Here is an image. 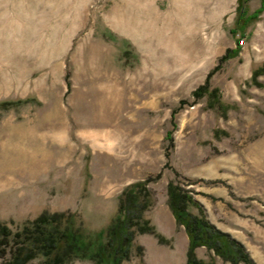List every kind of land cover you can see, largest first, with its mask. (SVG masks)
I'll return each mask as SVG.
<instances>
[{
	"label": "rangeland",
	"instance_id": "obj_1",
	"mask_svg": "<svg viewBox=\"0 0 264 264\" xmlns=\"http://www.w3.org/2000/svg\"><path fill=\"white\" fill-rule=\"evenodd\" d=\"M260 3L0 0V220L15 230L70 210L92 236L122 191L150 177L144 217L169 244L136 233L124 264H185L187 237L167 205L175 180L264 264V86L251 81L264 62V10L241 29ZM211 71L225 112L192 94ZM101 129L108 138L80 133Z\"/></svg>",
	"mask_w": 264,
	"mask_h": 264
},
{
	"label": "trees",
	"instance_id": "obj_2",
	"mask_svg": "<svg viewBox=\"0 0 264 264\" xmlns=\"http://www.w3.org/2000/svg\"><path fill=\"white\" fill-rule=\"evenodd\" d=\"M264 10V0L251 14L245 16L241 29L257 20ZM236 33V30H231ZM240 46L228 49L221 61L238 54ZM215 69H219L218 67ZM214 71V70H213ZM193 91L197 98L206 96L210 108L226 109L220 101L217 87L210 88L209 78ZM264 72V62L253 68L251 81L264 86L258 76ZM8 105L12 102H2ZM158 172L155 178H160ZM152 178L135 181L125 188L117 198V214L107 226L87 236L76 212L70 210L43 211L27 219L15 230L0 220V257L8 255L4 264H28L40 258L41 264H73L75 260L90 261L92 264H124L131 258L136 233H149L159 244H169L155 226L144 217L153 200L148 183ZM167 205L177 226H182L186 237L185 264H254L245 247L229 233L218 229L207 218L204 207L175 180L166 183ZM191 208H195L193 212ZM206 249L207 259L196 254L197 248ZM137 256H142V247L135 246Z\"/></svg>",
	"mask_w": 264,
	"mask_h": 264
},
{
	"label": "crops",
	"instance_id": "obj_3",
	"mask_svg": "<svg viewBox=\"0 0 264 264\" xmlns=\"http://www.w3.org/2000/svg\"><path fill=\"white\" fill-rule=\"evenodd\" d=\"M107 129H101V130H81V136L87 137L90 139H93L94 137L96 138H101V139H106L108 138V133ZM102 150V149H101ZM91 169V167H89ZM101 195V194H100Z\"/></svg>",
	"mask_w": 264,
	"mask_h": 264
},
{
	"label": "built area",
	"instance_id": "obj_4",
	"mask_svg": "<svg viewBox=\"0 0 264 264\" xmlns=\"http://www.w3.org/2000/svg\"><path fill=\"white\" fill-rule=\"evenodd\" d=\"M243 41H244V39H243V38H240V39L238 40V42H239L240 44H242V43H243Z\"/></svg>",
	"mask_w": 264,
	"mask_h": 264
}]
</instances>
